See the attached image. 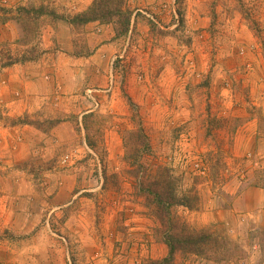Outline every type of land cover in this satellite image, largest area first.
<instances>
[{
	"label": "rangeland",
	"instance_id": "obj_1",
	"mask_svg": "<svg viewBox=\"0 0 264 264\" xmlns=\"http://www.w3.org/2000/svg\"><path fill=\"white\" fill-rule=\"evenodd\" d=\"M125 4L128 30L108 23L113 56L65 75L50 11L68 23L74 8L0 0V214L36 223L9 239L26 248L42 230L45 264H164L167 222L138 193L164 165L198 198L170 216L218 239L201 253L174 243L168 264H264V0ZM19 6L47 14L24 33ZM69 25L70 55L94 53Z\"/></svg>",
	"mask_w": 264,
	"mask_h": 264
},
{
	"label": "trees",
	"instance_id": "obj_2",
	"mask_svg": "<svg viewBox=\"0 0 264 264\" xmlns=\"http://www.w3.org/2000/svg\"><path fill=\"white\" fill-rule=\"evenodd\" d=\"M17 10L22 12L17 22L21 25L24 33L25 31L28 32L30 27H33L32 20L47 14L44 6H19ZM131 14L132 10L126 7L125 0H93L85 10L69 18L68 23L71 25H85L94 21L106 24L114 23L116 27H121L120 30L116 28V32L120 33L128 30ZM50 15L56 20L64 21V18L54 11H50ZM10 63L8 62L7 64L9 65ZM142 175L143 179L138 180V193L154 207L152 210L153 216H156L162 223L167 222V224L162 226L163 239L168 246V255L162 259L164 264H168L173 259L176 249L174 243L180 246L179 249L184 248V250L194 253L203 252L208 245H210V249H213L218 241L214 234L208 233L204 229L193 231L187 228L184 223L174 220L170 216L169 208L171 205H182L188 209H193L194 206L197 207L198 205H196V199L198 198L190 193L178 195L173 185L170 169L164 165H159L156 172L147 170Z\"/></svg>",
	"mask_w": 264,
	"mask_h": 264
},
{
	"label": "crops",
	"instance_id": "obj_3",
	"mask_svg": "<svg viewBox=\"0 0 264 264\" xmlns=\"http://www.w3.org/2000/svg\"><path fill=\"white\" fill-rule=\"evenodd\" d=\"M92 0H59V4L61 7L68 8L70 10L72 7L74 10L72 11L74 13H79L82 10L86 9ZM57 5V2L55 3ZM64 10V9H63ZM51 30L56 31L57 29L60 31V34L63 38L62 41L58 40L59 42L64 43L61 51H58L59 54V59L62 62V65H67V74L65 75H70L74 74V70H76L78 73H85L87 74L88 72H91L90 69H94V67L97 66V60H99L100 55H103L106 58H111L115 52V49L113 47V43L109 41L110 36L112 37L113 33L111 32V29L109 28L108 24L100 23L98 21L94 22H89L84 25V28L88 30L87 34V41L88 44L90 45V49L93 50L92 54H90L88 57H74L70 55V51L72 49L73 41L72 37L70 36V25L67 23L65 20L63 21H58L56 23H53L51 25ZM57 30V31H58ZM104 32L107 34L104 38ZM68 33V34H67ZM110 33V34H109ZM102 39H107L106 42L102 43ZM53 44L51 41L46 40L44 44V48L48 49L50 46ZM105 53V54H104ZM84 62H87L88 65L92 64V67H89L88 65H85L84 67H78L79 63L84 64ZM65 65V67H66ZM74 65V66H73ZM76 66V67H75ZM27 86H33L35 83L34 81L30 78V81L25 83ZM15 102L12 99H9L5 103L6 106H11L13 105L12 103ZM9 113V112H8ZM10 114V113H9ZM6 205L3 206V214H0V246L2 247V250L0 252V264H45L46 263V258H44V233L42 230H37L35 232V235L31 238V242L28 243L27 247L25 248L26 245L18 246V245H13L11 239L13 235L19 236L23 235L24 232L26 231H32V226L35 225L31 224L30 228H23L28 226L27 223L19 224L18 222H14L12 212H11V207H8V215L6 214ZM2 207V206H0ZM4 216V218L2 217ZM10 240V241H9ZM36 241L39 242L43 245L42 250L35 251L33 248L32 243ZM21 248V249H20Z\"/></svg>",
	"mask_w": 264,
	"mask_h": 264
}]
</instances>
